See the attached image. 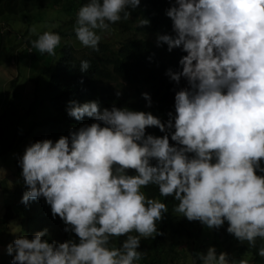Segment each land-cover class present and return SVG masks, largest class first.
Instances as JSON below:
<instances>
[{"label":"clouds","instance_id":"9594fccd","mask_svg":"<svg viewBox=\"0 0 264 264\" xmlns=\"http://www.w3.org/2000/svg\"><path fill=\"white\" fill-rule=\"evenodd\" d=\"M139 3L86 0L76 12V39L98 52L97 30L128 20ZM165 14L174 35L157 34V44L186 53L179 71H166L188 85L175 92L174 114L161 123L149 112L68 100V116L93 122L25 146L18 164L27 190L20 200L43 197L77 240L49 242L42 239L46 228L30 239L21 235L6 245L12 264H134L142 255L140 238L160 234L156 222L168 211L141 191L149 184L177 201L174 211L188 220L209 228L226 221V231L248 246L257 237L264 241V175L256 174L264 173V0H175ZM147 23L141 17L136 26ZM60 40L45 30L32 46L55 55ZM88 68L79 61L80 71ZM146 126L169 131L146 135ZM120 236L119 247H110V238ZM257 254L264 257V246ZM197 260L237 264L213 246L189 264Z\"/></svg>","mask_w":264,"mask_h":264},{"label":"trees","instance_id":"16d2710c","mask_svg":"<svg viewBox=\"0 0 264 264\" xmlns=\"http://www.w3.org/2000/svg\"><path fill=\"white\" fill-rule=\"evenodd\" d=\"M85 2L86 0H0V18L3 17L5 20L11 15L36 8H56L61 12V23L54 29V32L61 37L60 43L54 50L55 55L28 52L32 54L34 60L32 71L37 72L39 69L37 74L47 73L42 89L45 100L50 103L52 110L44 114L39 121L30 124L25 132V136L28 137L25 146L46 138L55 141L61 135L67 136L69 130L93 122V118L88 116H83L80 120L68 116L65 111L68 100H75L77 103L95 100L100 108L115 106L149 112L164 123L169 118V112L174 114L175 92L188 86L183 77L179 82H175L166 75L167 70L175 72L181 69L178 61L186 53L180 47L168 50L165 43L160 42L158 45L156 41L157 34L174 35L171 20L166 16L165 11L169 6L174 5L175 0H140L135 9H129L128 20L117 22L122 27L133 23L130 38L122 42L118 41V45L99 41L98 52L73 44L76 40L73 32L76 12ZM141 17L147 19L148 23L136 26ZM7 32L8 30L5 32L0 30V56L6 51L3 47L4 44H8ZM82 59L89 62V68L83 72L79 69V61ZM123 83L134 90L119 92L117 89L122 88ZM117 91L119 95L116 94ZM141 93L148 94L150 103L146 102ZM167 131L169 130L162 132L156 126L145 128V134L153 136H163ZM13 134L14 131L10 136L8 135V141L10 137L12 139L15 136ZM174 143L169 136V144ZM19 158L14 161L17 183L13 188V194L17 196L15 202L17 199L19 202L6 205V213L3 216L7 218L11 215L12 219H18L19 228L16 237L24 235L30 239L35 232L46 228L47 236L42 239L57 243L72 239L75 242L77 240L75 234L70 230L64 231V223L58 216L53 217L50 206L43 197L30 200L26 205L21 203L20 198L27 187L20 174ZM126 173L132 175L134 170L127 169ZM256 174L264 175L259 171H256ZM141 191L147 198L158 199L165 203L168 211L164 212L161 219L156 222L160 234L140 238L139 250L142 255L134 264L177 263L181 258L180 249L185 246L192 249L191 255L194 258L197 252H205L203 247L209 227L198 220H188L175 212L174 206L177 201L171 196H161L157 186L149 184L142 187ZM2 222H6L5 219ZM226 228V221L220 227L212 228L219 238L217 253H226L227 258L235 259L237 264L240 262L264 264V257L257 254L258 248L264 246V241L257 237L254 245L248 246L247 242H241L233 234L228 233ZM124 238V236L110 238L109 246L119 247ZM8 239L11 242L14 240L10 236ZM187 257L184 255L181 259L186 261L184 258ZM198 262L197 260L196 264ZM0 264H12L11 256Z\"/></svg>","mask_w":264,"mask_h":264},{"label":"rangeland","instance_id":"374dc122","mask_svg":"<svg viewBox=\"0 0 264 264\" xmlns=\"http://www.w3.org/2000/svg\"><path fill=\"white\" fill-rule=\"evenodd\" d=\"M60 15L61 12L56 8H36L11 15L6 20L0 18L2 31L8 30L9 44H4L3 49L6 51L0 56V262L10 258L11 255L6 252V245L11 243L8 238L9 236L12 239L17 238L19 228L17 218L12 219L11 215L3 217L6 205L19 202V199L15 202L17 196L13 194V188L17 183L14 161L24 151L28 140L25 132L30 124L39 121L44 114L52 110L50 103L45 100L42 89L47 73L37 74L39 69L37 72L32 71L34 60L32 54L28 52L31 50L39 54L32 46V41L45 30L54 32L61 23ZM119 23L111 24L109 30L102 32L97 30L101 37L100 41L118 45V41L130 38L133 23H128L125 27ZM73 44L84 48L77 39ZM121 87L117 89L119 92L134 90L125 83ZM13 131L15 136L12 139L10 137L8 141V135L10 136ZM4 219L6 222H2ZM218 243V236L212 228H208L204 250L213 246L215 251H219ZM191 250L188 246L180 249L179 257L188 256L184 258L186 261L180 258L177 263L171 264H189L190 258H194Z\"/></svg>","mask_w":264,"mask_h":264}]
</instances>
